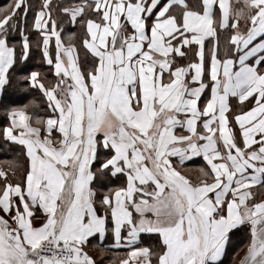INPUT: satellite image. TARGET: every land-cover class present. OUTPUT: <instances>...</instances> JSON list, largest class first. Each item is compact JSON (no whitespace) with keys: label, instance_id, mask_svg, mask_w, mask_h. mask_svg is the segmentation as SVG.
<instances>
[{"label":"snow or ice","instance_id":"obj_1","mask_svg":"<svg viewBox=\"0 0 264 264\" xmlns=\"http://www.w3.org/2000/svg\"><path fill=\"white\" fill-rule=\"evenodd\" d=\"M10 87L0 264H264V0H9Z\"/></svg>","mask_w":264,"mask_h":264},{"label":"crops","instance_id":"obj_2","mask_svg":"<svg viewBox=\"0 0 264 264\" xmlns=\"http://www.w3.org/2000/svg\"><path fill=\"white\" fill-rule=\"evenodd\" d=\"M8 2H9V0H2L0 2V7L4 6ZM75 31H76V29L72 25L69 24V25L65 26V33L64 34L67 35L68 32H75ZM31 39L33 41H35L36 40V36L32 35ZM29 64L32 66V68L29 69V70H32V69L37 68V67L41 68V69H46L47 68V65L40 63V54L36 50L35 44L33 45L32 58L29 61ZM22 92H23L22 95L24 93H27L28 94V98L25 99V100H21V101L18 100L19 98H13L14 100L9 101L8 99H5L4 94L2 96H0V124H2L5 121V119H6L5 113L3 111V105L4 104L27 103L29 100H36L37 107L35 109V113L37 115L43 114L45 105H44V103L41 100V95L36 90H33V92L30 93L29 90L22 89ZM0 145H2V146H0V166H3V164H4V162L6 160L12 159L19 152V148H16L15 150H12L7 145H3V140H0ZM5 152H7V154H3ZM8 152L11 155H9ZM201 162H202L201 158H192L191 163H188V162L185 163V168L197 167V166H199L201 164ZM259 195L261 196V198H264V193H260ZM109 242L110 241H107V240L105 241V243H109ZM246 242H247V237L246 236H242L240 239L234 240L232 246L228 249L227 254L223 258V264H231L232 257L234 255L242 254L243 245ZM118 251H122V250H114L112 253L108 254V258L111 259V256L115 255V254H118ZM104 264H108L107 260H104Z\"/></svg>","mask_w":264,"mask_h":264},{"label":"trees","instance_id":"obj_3","mask_svg":"<svg viewBox=\"0 0 264 264\" xmlns=\"http://www.w3.org/2000/svg\"><path fill=\"white\" fill-rule=\"evenodd\" d=\"M2 0H0L1 2ZM32 64V63H31ZM33 90L30 91V93H32ZM22 89L21 88H8L5 93H4V96H5V99H8L9 101H12L14 100L13 98H19L18 100H25L28 98V94L27 93H24L22 95ZM8 151V150H7ZM3 154H7V152L3 153ZM9 155H11L9 152H8Z\"/></svg>","mask_w":264,"mask_h":264}]
</instances>
